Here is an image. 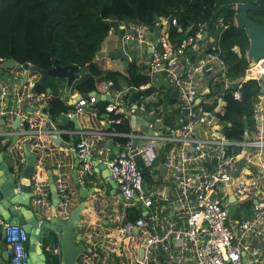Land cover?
<instances>
[{
	"label": "built area",
	"instance_id": "1",
	"mask_svg": "<svg viewBox=\"0 0 264 264\" xmlns=\"http://www.w3.org/2000/svg\"><path fill=\"white\" fill-rule=\"evenodd\" d=\"M205 25L191 22L185 30L176 18L168 17H159L154 27L132 23L128 29L120 23L118 30H128L122 36L125 41L134 40L139 50L152 45L148 64L143 59L138 62L139 67L145 66L141 71H147L143 73L149 81L127 83L122 89L104 81L95 94L79 92L75 99L70 95L65 101L72 108L64 118L88 110L98 117L96 95H108L107 122L128 121L127 132L102 126L54 127L46 111L52 94L34 90L40 72L30 68L32 63L25 68L26 63L14 60L12 67L5 64L9 59L0 58V66L10 68L7 75L0 76V150L14 145L21 163L26 164L21 151L24 144L30 145L40 155L41 164L48 143L73 133L78 137L74 149L82 170L93 176L97 163H107L110 177L124 197L115 227L102 224L101 231L84 227L87 245L83 242L86 248L78 264H264V57L258 61L247 57L245 74L230 77L220 56V35L215 41L207 30L203 37ZM173 26L177 35L171 36ZM155 27L159 34L153 44L146 34L152 32L154 37ZM118 30L111 24L109 34ZM252 79L261 88L252 101V122L244 126L242 137L229 138L224 130L231 123L222 115L229 99L242 101L244 85ZM136 92L139 98L134 96ZM113 112L121 116L110 117ZM136 114L141 115L143 128H137ZM14 136L18 139L13 144ZM120 137L127 141L116 140ZM107 139L124 147L114 159L108 157L114 146L103 144ZM38 174L37 170L35 204L47 207L50 191ZM57 188L59 208L67 214L71 185L62 177ZM231 203L239 211L251 206V215L233 216ZM130 208L140 212L134 221L128 220ZM0 227L10 251L9 264H33L24 226L0 215ZM46 251L61 256L58 245H46ZM0 264H4L1 258Z\"/></svg>",
	"mask_w": 264,
	"mask_h": 264
},
{
	"label": "trees",
	"instance_id": "2",
	"mask_svg": "<svg viewBox=\"0 0 264 264\" xmlns=\"http://www.w3.org/2000/svg\"><path fill=\"white\" fill-rule=\"evenodd\" d=\"M258 0H0V58L13 59L18 63H32L41 69H50L55 65L79 66L77 73L81 77L73 85V90L83 94L100 91L104 81H112L117 87L121 80L128 84L141 85L150 77L142 74L137 59L128 65V75L100 67L95 57L109 35L111 23H135L154 27L155 13L159 17L176 18L185 30L191 22L212 23L213 28L222 25L220 30V56L227 65L230 77L238 78L245 74L248 67L247 51L250 39L244 27L236 24L237 5L257 3ZM222 15L221 22L215 25ZM256 21L264 12L249 11ZM183 34V33H182ZM177 35L175 26L171 36ZM56 77L47 79V86L39 91L52 89V97L46 105V111L53 121L65 119L72 107L64 100V87L54 84ZM261 88L254 79L249 80L243 89L242 101L228 100L222 119L231 125L225 127L229 138H240L244 133V121L252 122V101L260 94ZM107 100L97 104V115L107 112ZM120 113L110 114L112 118ZM59 128L73 126L65 120ZM117 130L129 131L128 121L115 125ZM73 129V128H70ZM119 142L127 138L120 137ZM140 212L128 209V220L134 221ZM55 239V238H54ZM53 239V240H54ZM54 244L47 241L46 245ZM48 255V253H47ZM49 259V256H48ZM54 262V260H53ZM49 263V260H48ZM57 259L53 264H61Z\"/></svg>",
	"mask_w": 264,
	"mask_h": 264
},
{
	"label": "water",
	"instance_id": "3",
	"mask_svg": "<svg viewBox=\"0 0 264 264\" xmlns=\"http://www.w3.org/2000/svg\"><path fill=\"white\" fill-rule=\"evenodd\" d=\"M236 9L238 10L236 24L239 27H244L246 29L248 37L250 39V48L247 51V57L252 58L254 61H258L260 58L264 57V24L254 20L249 15V11L264 12V0H258L257 3L253 4L242 3L237 5ZM221 19L222 15L216 20V26L220 24ZM155 21H159V16L157 13H155ZM135 23L141 24L140 19L136 18ZM111 24L116 30H118L120 26L119 21H114ZM212 27V23H206L203 37L206 36L207 30H210ZM154 33V42L156 44L158 41L159 34L158 27L154 28ZM133 44L134 40H129L128 42H125V54L129 55V46ZM119 55H123V52L120 51V53H118V56ZM5 64L14 67L16 63L14 60L9 59L5 61ZM24 66L25 68H29V65L27 63ZM30 68L32 70L39 71L41 74L40 80L35 86V91H37L40 86H47V79L50 76L67 79L65 100H69V95L73 89V85L75 81L80 78L79 74L77 73L79 68V66L77 65H70L64 67L55 65L50 69H41L38 66L33 65L30 66ZM47 92L49 94H52L51 87H47ZM176 93V91L173 92V95H176ZM92 94H95V92L92 91L89 93V95ZM96 96L98 97V101H100V99H106V97L102 95L97 94ZM21 105H23V103ZM29 110L33 111L32 108H29ZM67 118L68 120H71L75 123L76 129H79L81 127L76 116ZM18 120L19 118H17L16 124H18ZM2 123H4V120H2ZM50 126L51 128H53L52 124H50ZM244 126H248L247 119H245L244 121ZM56 139L57 142L62 143L63 145L69 148L72 147V144L63 142L61 137L57 136ZM115 142V140L110 141V144L114 146L111 159H114L117 156V153H121L124 151V147L115 146ZM3 151L0 150V215L10 223L21 224L29 233V250L31 262L33 264H48L46 242L51 241L54 238H59L58 240L60 242L61 248L60 258L62 264H78L79 257L85 251L86 247L83 242L77 241L75 237V231L78 227L81 226V210L84 208L85 202L82 201L80 205H78L73 211H70V213H68L67 217L62 216L64 214H61L58 211L60 196L57 190V180L55 175H52L50 179L49 191L51 193L54 214L53 217L43 216L38 211L39 208L35 204V173L37 172L38 165L40 164V155H37L36 153L32 152L29 149L28 145L24 144L23 151L27 157V163L24 166H17V164L15 166H7V163L5 162L6 154ZM75 154L77 157V152ZM80 164L81 159L77 158L73 171L74 187L80 192L82 197H88L89 194L94 192L95 188L88 189L84 188L81 185L78 176ZM242 166L243 162L239 164V168H241ZM97 167L98 172L108 170L106 177L108 178L107 180L112 187L111 193L119 199L123 200L124 197L120 192L116 181L109 176V165L107 163L102 162L97 163ZM236 174L237 171H234L233 175ZM144 185L147 188V181L144 182ZM106 223L112 226L116 225V223H109L108 220H106ZM4 257L7 264H9L10 251L4 253Z\"/></svg>",
	"mask_w": 264,
	"mask_h": 264
},
{
	"label": "crops",
	"instance_id": "4",
	"mask_svg": "<svg viewBox=\"0 0 264 264\" xmlns=\"http://www.w3.org/2000/svg\"><path fill=\"white\" fill-rule=\"evenodd\" d=\"M131 24L132 23H126L127 25L126 27L129 29V27H131ZM126 31L128 30H124L123 28H121L117 32L109 34L104 40L101 50L97 53L95 57L96 63L103 69L119 71L120 73L128 75V71H127L128 65L133 58L137 59V62L143 59L144 60L143 63L148 64L149 58H150L149 54L152 51V45L151 44L144 45L143 49L141 50L137 49V47H135L134 45H130L129 55L125 54L124 44L127 41H125L122 36ZM151 33L147 32L146 37L153 44H155L154 37ZM143 50L145 51V53ZM120 51L123 52V55L118 56V53H120ZM106 60H111V62L106 63ZM144 67L145 66H142V67L140 66V69L142 70ZM143 71H146V70H143ZM143 71H141V73L145 74V72L143 73ZM78 74L81 77V74L80 73ZM65 81L67 84V79H65ZM125 86H127V82L125 80H121L119 83V87L122 89ZM70 95L73 98L74 97L76 98V97H79V92L72 89ZM65 96H66V85L64 88V98ZM134 96L139 98L140 94L136 92L134 93ZM102 100L109 101L110 97L107 95L106 99H100V101H97V103L95 104L96 108H97V104L100 103ZM89 109H92V108H89ZM140 116L141 115L136 114V118L134 119V121L136 120L140 123V125H138L137 127L138 129L144 127L142 118ZM77 118L82 128H87V127H92V126L94 127L102 126L103 128L111 129L112 127H115V125H110L107 122L108 116L106 114H101L98 117L97 116L95 117L92 114L91 110L86 111L83 115L77 116ZM65 120H68V118L65 117V119H58V121H60L61 124H64ZM53 123H54V127L59 126L55 124L54 121ZM66 127H68L67 129L69 128L76 129L74 122H73V126H66ZM77 138H78L77 135L73 133L72 134H69V133L62 134L61 136L62 141L72 144L71 148L63 145L62 143L57 142V139H53L52 142L48 143V149L44 152V155L42 157V163L38 165V173H39L38 180L42 181L43 183H47L48 190H49L50 179L52 175H55L57 183H58V180L61 179L62 177L67 178V180L69 181L71 185V201H70L69 213L70 211H73L78 205H80L82 201L85 202V206L81 210V226L76 229L75 237L77 241L85 242V244L87 245V240L85 239V237H83L84 227L93 226L101 231L104 228V226L102 227V224H105L107 226L110 225L106 223V220H108L109 223H117V221H119V219L121 218L122 202L120 201L118 197H116L115 195L111 193L112 187L107 180L108 178L106 177L108 170H103L104 172L103 171L98 172V167H97L95 174L93 176H89L81 168L82 161H81V164L78 170V176H79L81 185L84 188H88V189L95 188V190L93 193L89 194L88 197H82L80 192L77 189H75L73 171L75 167V162L77 158H79V156L76 157L74 143L77 140ZM17 139L18 137H15V136L12 138L13 144L17 141ZM111 140L113 139H107L103 144L112 146V144H110ZM11 146H9L7 149L4 148V151L2 150L6 154L5 162L7 163V166H15L16 164L17 166L18 165L24 166L25 164L21 163V160H20L21 155L19 154V151L16 149H13L14 145H11ZM21 152L22 153L24 152L23 149ZM111 155L112 153H110L108 157H110ZM13 159L16 161V163ZM106 185H109V188L106 189ZM105 194L110 196L107 202H106L107 198H104L105 200H102L101 198L102 196L106 197ZM36 206H38L39 208L38 211L43 216L53 217L54 208L52 204L51 193L49 194L47 207L41 206L39 204H37ZM58 211L62 214V211L60 210L59 207H58ZM250 213H252L251 206L249 208L246 206V207H243V210H240V211L237 210L236 213H233L232 215L236 217V214H239L240 217L246 218L251 215ZM62 216L67 217L68 213ZM115 226H112V227H115ZM3 232L4 231L0 227V258L3 259L4 264H7L6 260L4 259L5 258L4 253L9 251V247L4 240ZM58 239L51 240V242L53 243L56 242V245L60 247V242Z\"/></svg>",
	"mask_w": 264,
	"mask_h": 264
},
{
	"label": "rangeland",
	"instance_id": "5",
	"mask_svg": "<svg viewBox=\"0 0 264 264\" xmlns=\"http://www.w3.org/2000/svg\"><path fill=\"white\" fill-rule=\"evenodd\" d=\"M259 20L261 21V20H263V22H264V17H259ZM223 28V26L222 25H219L218 27H212V29L210 30V32H209V38H211V39H213V37H214V40L215 41H217V36H218V33H220L221 31V29ZM9 70H10V68H6V67H3V66H0V76L1 75H7L8 73H9ZM57 78V77H56ZM54 84L57 86H59V87H64L65 85H66V81H65V79H62V78H58V79H55L54 80ZM55 124H57V125H61V122L60 121H58V120H56L55 119ZM107 188H109V185H106V189ZM106 195V197H101L102 198V200H105L104 198H107L106 199V202L109 200L108 198H110V196L109 195H107V194H105ZM112 207V206H111ZM229 209H230V212H231V214H233V213H236V204H233V203H231L230 205H229ZM48 253V256H49V263L48 264H53L54 262H55V260H57V259H59L60 261H61V258L59 257V256H54V255H51L49 252H47ZM53 260H54V262H53Z\"/></svg>",
	"mask_w": 264,
	"mask_h": 264
},
{
	"label": "clouds",
	"instance_id": "6",
	"mask_svg": "<svg viewBox=\"0 0 264 264\" xmlns=\"http://www.w3.org/2000/svg\"><path fill=\"white\" fill-rule=\"evenodd\" d=\"M120 23H121V22H120ZM125 24H126V23H125ZM118 29H119V28H118ZM211 29H212V28H211ZM211 29H210V30H211ZM218 34L220 35V33H218Z\"/></svg>",
	"mask_w": 264,
	"mask_h": 264
}]
</instances>
